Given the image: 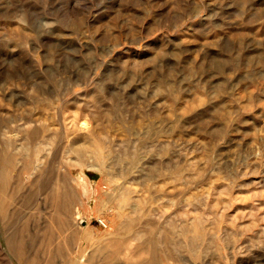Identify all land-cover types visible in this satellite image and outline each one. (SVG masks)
Masks as SVG:
<instances>
[{"label": "rangeland", "instance_id": "374dc122", "mask_svg": "<svg viewBox=\"0 0 264 264\" xmlns=\"http://www.w3.org/2000/svg\"><path fill=\"white\" fill-rule=\"evenodd\" d=\"M145 260L264 264V0H0V264Z\"/></svg>", "mask_w": 264, "mask_h": 264}, {"label": "bare ground", "instance_id": "6f19581e", "mask_svg": "<svg viewBox=\"0 0 264 264\" xmlns=\"http://www.w3.org/2000/svg\"><path fill=\"white\" fill-rule=\"evenodd\" d=\"M155 258V257H154ZM161 261V260H160ZM137 264H155V262L153 260H148V261H142V262H139Z\"/></svg>", "mask_w": 264, "mask_h": 264}]
</instances>
